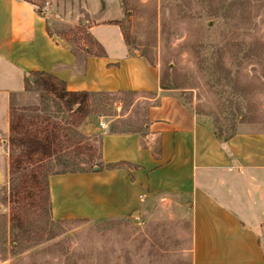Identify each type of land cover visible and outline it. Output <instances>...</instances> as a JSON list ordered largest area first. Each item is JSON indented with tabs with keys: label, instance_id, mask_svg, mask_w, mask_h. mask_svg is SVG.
Here are the masks:
<instances>
[{
	"label": "rangeland",
	"instance_id": "374dc122",
	"mask_svg": "<svg viewBox=\"0 0 264 264\" xmlns=\"http://www.w3.org/2000/svg\"><path fill=\"white\" fill-rule=\"evenodd\" d=\"M49 1L44 15L51 34L78 54L84 47L97 52L79 27L86 26L80 23L85 0ZM109 16H121L126 41L159 70L161 87L200 121L222 137L264 133V0H119ZM33 80L14 112L30 130L57 131L58 149L41 164L43 200L22 194L15 200L14 186L38 165L13 172L21 148L8 141L0 161V264H191L187 216L159 197L135 216L53 219L45 195L49 176L90 170L100 162L99 128H142L148 102L139 101L126 123L104 126L120 101L125 112L140 95H93L81 120ZM15 215L23 224L15 225Z\"/></svg>",
	"mask_w": 264,
	"mask_h": 264
},
{
	"label": "crops",
	"instance_id": "0c3cea01",
	"mask_svg": "<svg viewBox=\"0 0 264 264\" xmlns=\"http://www.w3.org/2000/svg\"><path fill=\"white\" fill-rule=\"evenodd\" d=\"M114 3L82 2L80 23L104 51L96 55L57 39L32 2L0 0V161L32 73L52 75L71 92L139 94L125 112L120 101L103 125L126 123L146 100L142 128H99L102 168L49 176L53 219L135 216L159 197L187 216L191 264H264V133L219 138L161 87L159 70L126 41L121 16H109Z\"/></svg>",
	"mask_w": 264,
	"mask_h": 264
},
{
	"label": "trees",
	"instance_id": "16d2710c",
	"mask_svg": "<svg viewBox=\"0 0 264 264\" xmlns=\"http://www.w3.org/2000/svg\"><path fill=\"white\" fill-rule=\"evenodd\" d=\"M32 2L39 8V12L41 15H44L42 12V7L45 0H27ZM81 30H84L88 39H90V43L92 46L97 48V52H94L90 49V47H84L80 50L84 51L88 54H96V55H104L103 48L94 41L90 33L87 31L86 26H79ZM74 50V49H73ZM76 54L77 51L74 50ZM33 82L37 85H40L45 91L49 92L56 98L60 99L65 106L74 110V114L77 115L81 120L85 119L89 113V98L98 93L93 92H71L68 91L62 81H59L52 75L35 72L32 73ZM77 106V108H76ZM219 138L222 140L229 139L232 135H226L224 137L221 136V133L216 131ZM59 135L55 130L37 132L30 130L23 117L14 112V109L11 112V122H10V136H9V144L12 147L21 148V152L15 158H13L11 162V169L13 172L19 169H24L26 165L32 164L33 166H37V168H31L29 171L25 172L18 182L17 185L13 188V198L16 195H26L27 197H35L34 203L38 201V199L43 200V185L41 183V164L44 160L50 157L52 154L57 152V145ZM103 163L100 161L98 164L92 166L93 169L95 166L100 168L103 167ZM115 165H107V168H113ZM47 182V190H46V200L47 204L51 206L50 200V188L49 181ZM19 186V187H18ZM20 193V194H19ZM16 200V198H15ZM13 220L15 221V225L18 223L23 224L24 220L20 218V216H13ZM59 221V220H58ZM17 223V224H16ZM22 233V229H20Z\"/></svg>",
	"mask_w": 264,
	"mask_h": 264
},
{
	"label": "built area",
	"instance_id": "2783aa9c",
	"mask_svg": "<svg viewBox=\"0 0 264 264\" xmlns=\"http://www.w3.org/2000/svg\"><path fill=\"white\" fill-rule=\"evenodd\" d=\"M49 5H50L49 1L46 0V1L44 2V4H43L42 12H44V10H47V9L49 8Z\"/></svg>",
	"mask_w": 264,
	"mask_h": 264
},
{
	"label": "water",
	"instance_id": "95a60500",
	"mask_svg": "<svg viewBox=\"0 0 264 264\" xmlns=\"http://www.w3.org/2000/svg\"><path fill=\"white\" fill-rule=\"evenodd\" d=\"M85 23H86L85 20H83V21H82V24H85ZM96 169H97V167H96Z\"/></svg>",
	"mask_w": 264,
	"mask_h": 264
}]
</instances>
